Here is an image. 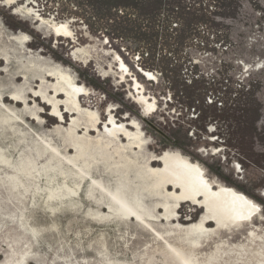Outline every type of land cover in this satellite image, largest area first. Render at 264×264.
Listing matches in <instances>:
<instances>
[{"label":"rangeland","instance_id":"rangeland-1","mask_svg":"<svg viewBox=\"0 0 264 264\" xmlns=\"http://www.w3.org/2000/svg\"><path fill=\"white\" fill-rule=\"evenodd\" d=\"M13 1L0 0V264H264V0ZM60 69L86 88L81 106L104 115L103 131L111 117L134 121L145 148L192 160L258 212L194 238L201 205L171 201L168 219L139 172L147 151L129 157L132 170L67 151L55 130L73 117L51 121L34 97Z\"/></svg>","mask_w":264,"mask_h":264},{"label":"bare ground","instance_id":"bare-ground-1","mask_svg":"<svg viewBox=\"0 0 264 264\" xmlns=\"http://www.w3.org/2000/svg\"><path fill=\"white\" fill-rule=\"evenodd\" d=\"M13 3L16 2L9 0L7 4L11 5ZM42 19L48 21L51 18L42 17ZM52 28L55 29L53 33L59 39H70L72 33L70 26L56 24ZM17 38L21 41L24 40V36H17ZM85 52L86 50H83L82 54ZM119 65V69L128 73L129 67L124 61H121ZM140 71L147 80L156 78L155 73L151 69L143 68ZM14 73H20V71H15ZM140 76V74L136 75L133 83L135 85L134 88L137 89L136 92L140 98L146 102L145 104L149 110L154 112L156 103L147 98L144 91L145 85L140 81ZM40 78L42 82L57 80L56 84H52V86L49 83L46 84L45 93L39 94L35 92L34 96L36 101L41 100V103H46L47 101L49 106L52 105L54 115H49V119L67 124V117H73L71 119V131L63 133L59 129L55 130L57 134L65 138L67 151L77 150L84 154L86 150H89L92 153H99L104 158L105 156L124 158L123 162L126 170H132V168L136 167V164L129 160V157L134 156L135 153L147 151V159L143 163L145 166L143 165L140 168L142 171L139 172L144 175L143 178L148 183L147 186H150L148 194L155 200L159 210L165 209L167 215H169L168 219L172 217L173 220H177L174 215L169 214L171 212L169 202H174L173 206L175 208L179 204L186 203L201 205L203 217L200 223L190 230L193 236L196 235L194 238L206 237L208 232L211 231L208 227L210 223L219 224L218 226L223 223L229 224L234 222L233 220H243L252 217L258 212L259 209L250 202L246 195L237 192L231 187L220 185L221 189H218L215 185L207 183L200 169L192 164V160L177 156L176 153L172 152L164 157L156 156V153L163 148L161 146L154 147L152 151L145 148L142 143L144 139L141 137V131L131 132L132 129H141L134 121L130 124L119 123L115 118L111 117V123L107 122L105 131H103L99 123L104 118V115L91 110H87V113H85V109L81 106V96L86 93V88L72 81L69 72H64L60 69L56 75L55 72L50 71L49 74H43ZM93 105L98 109L101 108L99 102L93 103ZM88 107H92V104ZM62 108H65L63 113H61ZM85 126L88 129L84 137L81 138L78 134ZM95 133H97V136L93 137L92 135ZM138 147L139 150L137 149Z\"/></svg>","mask_w":264,"mask_h":264}]
</instances>
